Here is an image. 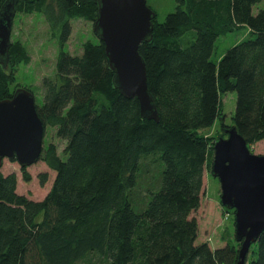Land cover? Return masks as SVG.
Wrapping results in <instances>:
<instances>
[{
	"label": "trees",
	"instance_id": "1",
	"mask_svg": "<svg viewBox=\"0 0 264 264\" xmlns=\"http://www.w3.org/2000/svg\"><path fill=\"white\" fill-rule=\"evenodd\" d=\"M262 1L176 0L165 22L156 17L140 54L158 122L142 118L138 100L115 88L104 43L86 42L82 55L64 50L73 21L96 22L98 0L18 1L17 13L44 16L60 45L37 112L66 146L62 155L54 145L45 153L56 177L42 201L20 195L17 176L0 171V264H237L241 244L199 243L193 214L214 154L201 131L219 119L248 147L264 140V11L253 14ZM241 31L249 38L214 62L219 38ZM30 63L25 47L11 42L0 100L15 93V69ZM228 93L237 94L231 126L222 103ZM152 157L160 177L141 209L135 195L148 169L143 161ZM246 264H264V233Z\"/></svg>",
	"mask_w": 264,
	"mask_h": 264
},
{
	"label": "water",
	"instance_id": "2",
	"mask_svg": "<svg viewBox=\"0 0 264 264\" xmlns=\"http://www.w3.org/2000/svg\"><path fill=\"white\" fill-rule=\"evenodd\" d=\"M19 0H7L0 11V65L7 67ZM94 32L105 44L114 86L137 99L142 118L158 122L157 104L148 87L140 46L153 39L156 13L147 0H98ZM214 145L213 177L219 179L222 206L235 213V239L241 244L237 264H246L252 245L264 233V156L251 153L235 126L225 128ZM45 126L33 93L18 89L0 100V171L6 159L28 168L39 162Z\"/></svg>",
	"mask_w": 264,
	"mask_h": 264
},
{
	"label": "rangeland",
	"instance_id": "3",
	"mask_svg": "<svg viewBox=\"0 0 264 264\" xmlns=\"http://www.w3.org/2000/svg\"><path fill=\"white\" fill-rule=\"evenodd\" d=\"M148 6L156 13L159 23L165 22L167 16L176 10V0H147ZM264 11V0L253 7V14L257 15ZM248 31H241L219 38L213 54V61L218 62L227 50L236 46L243 40L248 39ZM91 41L99 43V38L94 32V24L76 20L72 22V35L69 42L64 46V50L72 55H82V46ZM11 42L18 43L25 47L31 57L30 65H20L15 69L12 92L18 89L31 90L36 101V105L43 102L42 82L44 78L54 77L56 73V63L60 51V45L56 36L44 18L40 14H19L15 16L12 28ZM222 103L225 115V124L231 126L232 118L235 114L237 104V94L228 93L222 96ZM222 123L218 119L213 127L201 131V136L212 144L221 135ZM51 145L57 149V153L62 155L66 146L65 142L56 136V131L52 128L45 129L43 152L40 160L33 166L26 168L31 181L25 182L23 171L17 162L6 159L1 172L4 175L14 174L18 178V193L27 196L33 201H42L48 195L56 174L44 161L45 153ZM252 154L264 156V140L249 147ZM154 156V155H152ZM215 157L210 160V165L205 169L204 186L202 191V202L200 209L193 214L199 223V243H208L212 249L226 246V243H234L235 239V212L228 211L222 206V189L219 179L212 175V165ZM159 164L163 165L159 159ZM144 169L139 180L135 199L137 206L146 208L152 196L147 190L152 186L155 188L156 179L160 177L158 167L152 158L143 161ZM46 175L47 182L41 183V176ZM144 206V207H143Z\"/></svg>",
	"mask_w": 264,
	"mask_h": 264
}]
</instances>
